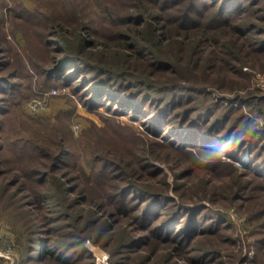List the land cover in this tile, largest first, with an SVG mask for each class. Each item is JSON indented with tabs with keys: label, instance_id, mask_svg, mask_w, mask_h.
<instances>
[{
	"label": "trees",
	"instance_id": "trees-1",
	"mask_svg": "<svg viewBox=\"0 0 264 264\" xmlns=\"http://www.w3.org/2000/svg\"><path fill=\"white\" fill-rule=\"evenodd\" d=\"M44 1L43 8L15 14L21 23L12 20L23 36L33 32L43 40L42 51L50 46L62 51L51 65L39 67L44 82L85 80L92 91L90 107L105 101L115 113L146 122L153 138L144 141L146 147L128 146V161L110 144L101 147L104 154L93 146L78 154L70 135L58 145L53 142L56 152L40 139L12 143L4 135L1 113L16 105L14 77L26 64L9 54L2 14L0 68L11 69L0 75V97L5 101L9 95L7 107L0 106V156L16 150L23 162L13 167L7 158L0 164V199L24 224L18 264H94L84 245L89 235L108 248L112 264H130L140 250L158 245L193 264L221 262L223 249L199 240L226 235L232 227L229 215L200 204L202 197L182 186L187 173L199 166L233 177L237 188L231 202L264 191V126L250 129L253 117L237 115L239 103L264 115V93L215 95L222 87L232 89V83L216 77L241 72L245 57L260 59L264 67V0H83L81 8L68 0ZM46 34L55 37L46 40ZM108 47L114 48L111 55ZM167 155L181 158L174 172L179 200L153 161ZM246 156L253 169L237 165ZM67 166L73 175L54 172ZM248 174L253 178L244 181ZM210 199L216 201L215 195ZM252 217L262 218L263 226L251 230L257 233L252 243L264 246V203L248 208Z\"/></svg>",
	"mask_w": 264,
	"mask_h": 264
},
{
	"label": "rangeland",
	"instance_id": "rangeland-1",
	"mask_svg": "<svg viewBox=\"0 0 264 264\" xmlns=\"http://www.w3.org/2000/svg\"><path fill=\"white\" fill-rule=\"evenodd\" d=\"M68 1L72 2L74 7L81 8V4H84L86 0ZM43 2L45 1L0 0V16L3 14L4 17L2 24L6 32L7 46H9V51L11 52L9 54L14 57V61L26 64L23 65V69L18 70L17 76L14 77L18 78L16 80L19 83L14 93L18 100L16 105L7 107L8 103L6 99L9 95H5V101L3 95L0 97V106H4L5 104L7 107L1 113V117L5 119L7 126V131L4 135L8 134L12 143L13 141L24 143L22 140L27 139L29 142L40 139L39 141L43 145H46L47 148L50 149L53 146L52 152H56L58 149L56 146L54 147V143L58 145V143L60 144L64 138L70 135L72 137L71 145L77 149L78 154H82L87 146H93L96 152L104 154L101 147L110 144L115 153L121 155L125 161H128L132 154V149L126 150L128 146L136 142V144L138 143L142 147H146L144 141H149L153 138L148 133L145 126L146 122L141 123L139 120L130 119L128 115L115 113L112 107L105 101L99 105L90 107L88 103L92 96V91H89V85L85 84V80L81 78L69 79L64 83L58 81L57 83L46 84L44 82V75L40 74L38 69L41 65L44 67L51 65L55 59L53 57L60 56L62 51L56 50L51 46L49 50H45L47 49L45 48L42 51V47L40 46L43 40L33 32L27 34V36H23L20 27L16 28L12 24V20L17 21V23L22 22L21 18L16 17L15 14L18 12L25 14L27 11L34 12L40 7L43 8ZM47 35L44 39H53L55 37V35ZM97 46L94 45L92 48H96ZM111 48H107V55H111V51L114 49ZM240 63L242 64L241 72H231L223 77H216L218 80L225 78L224 81H221L223 83H226V80H228L227 83H232V89L230 87H222V90H215V95L232 97L238 93L247 94L248 92L254 93V91L256 94L257 92L264 93V67L261 66L260 59L256 60L245 57ZM5 68H0V75H5L11 69L8 67L7 70H4ZM215 83H217L216 80ZM34 100H40L42 105L31 109L29 104ZM226 103L228 102L226 101ZM237 111V115L244 116L250 114L253 117L250 129L253 126V129L261 130L263 128V114L256 113L252 108L243 103L238 104ZM140 138L143 139L140 141ZM10 150L6 149L4 155L0 156V164H5L8 160L7 158H10L14 165L12 163L9 164L13 167H18L23 160H18V158H21L18 151ZM30 152L34 153L32 150ZM24 154L26 156L28 153ZM170 156L167 155V157H163L165 159H154L153 161L161 168L162 173L165 174L170 194L179 200L177 193L174 191V185L177 182L174 172L179 170L181 158L176 156L172 158ZM247 159L248 157L246 156L243 160L236 161V163L241 168L249 165L253 169V165L248 164ZM46 161L49 163L50 159H46ZM62 171L65 172L66 176L74 174V171L69 169L68 166L66 169L54 170L55 173ZM13 173L14 170H10L7 175L10 177ZM187 174L184 177V185L182 186L184 191L201 196L202 198L199 203L211 210L225 211L232 222V227L230 230H227L226 235H213L212 238H206L205 240H203L204 236L200 237V240H203H199L200 243H211L223 249L224 254L222 256L224 258L221 262L211 264H264V246L256 247L252 243L257 238V233L255 231L251 232V230L259 231L263 228L261 225L262 218H248V208L262 206L264 203V191L256 193L252 191V193H246V195L250 194V197L231 202L232 193L237 188L233 177H229L228 174L223 175V173H210L199 166L193 167L192 171ZM79 178L82 177L79 176ZM243 178L245 181L246 178L253 177L251 174H248ZM142 180L146 181L148 179L143 178ZM70 181L72 182L73 180L67 182L71 183ZM255 182L256 180L253 181V183ZM12 188H16V186ZM73 195L70 194L69 196ZM211 195H215L216 201L212 202L210 199ZM241 201L244 202L242 203L243 205L239 203ZM4 204L7 205L6 200L0 199V264H18V260L20 259L19 252L23 246L25 234L24 224L22 225L20 221H17L18 219L15 215L10 213L12 206L8 207L7 205L6 207ZM28 206L25 205V208H28V210L30 208L31 212H39L35 207ZM87 206L83 210V216L86 215ZM66 210H73L75 214V209L67 208ZM29 216L30 218L32 217L31 213ZM38 220H40L39 217ZM226 236L230 238L224 240L223 237ZM84 245L89 248L94 264L96 262L91 250L92 245L98 246L105 251L108 255V264H112L110 251L105 246H102L100 241H94L89 235L85 239ZM137 255L139 256H134L131 259L130 264H193L191 259L179 257L182 255H178L173 249L169 251V246L167 245H163L162 247L158 245L149 252L145 248V250H140V253ZM88 260L90 259H87L86 262Z\"/></svg>",
	"mask_w": 264,
	"mask_h": 264
},
{
	"label": "built area",
	"instance_id": "built-area-1",
	"mask_svg": "<svg viewBox=\"0 0 264 264\" xmlns=\"http://www.w3.org/2000/svg\"><path fill=\"white\" fill-rule=\"evenodd\" d=\"M41 105L42 103L40 100H34L32 103L29 104L31 109H35ZM91 250L94 254L96 264H108V255L105 251L95 245L91 246Z\"/></svg>",
	"mask_w": 264,
	"mask_h": 264
}]
</instances>
